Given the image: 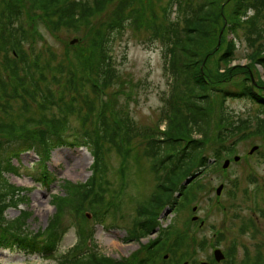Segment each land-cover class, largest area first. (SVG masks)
Returning a JSON list of instances; mask_svg holds the SVG:
<instances>
[{"label": "rangeland", "instance_id": "374dc122", "mask_svg": "<svg viewBox=\"0 0 264 264\" xmlns=\"http://www.w3.org/2000/svg\"><path fill=\"white\" fill-rule=\"evenodd\" d=\"M2 2L3 0H0V87L4 89V97L0 107L6 114H0V119L13 121L15 126H24V123L37 119L45 113L46 115L54 114L55 117L63 116L77 128L88 123V126L93 127L97 122V116L103 115V110L100 111L102 104L105 103V114L110 120H113L110 110L114 109L117 115L127 118L129 121L124 123L131 131V140L124 147L126 151L128 148L132 153L123 162V158L119 157L114 149H111L106 156L105 167L107 172L105 178L109 179L114 188L108 189L111 192L106 195L105 206L100 205L97 208L95 213L97 220L88 210L76 215V217L80 216L86 219L87 235H93L96 250L117 261L124 260L126 262L127 260V264H133L137 259H142L141 262L147 263L149 258L152 259V264H176L175 262L178 264H201L203 262L209 263L210 260H206L207 258L215 262L213 250L217 248L221 250L222 247L225 248L234 241L237 247L236 253L235 249L226 248L233 256L236 254L234 264H264V244L263 247L261 245L262 240H264L262 236L264 228L259 227L256 233L258 236L255 238H251V234L240 236L236 222H226L221 225L223 220L227 221V214H222L216 208L217 206L214 207V202L216 203L218 199L215 189L220 187L221 193L225 185L232 187V183L239 180L240 187L238 185L239 189L235 194L238 200L245 199L240 207L245 208L246 205L251 204L249 207L251 210L253 203L249 200L250 195H244L247 184L249 185L248 192L252 193L255 189L254 179L256 182L264 183V147L260 149L259 153L258 150L252 155L248 154L251 147L260 146L263 143L264 110L244 96H229L224 100L222 99V102L218 97L214 99L213 103L216 105L214 109L211 107L208 111L210 113L208 115L209 130L208 135L204 138L212 141L210 144H206L205 156L208 158L206 160L208 165L201 168L202 171H205L200 175L202 177L195 182V187L189 191L186 199L180 202L183 207H178L177 212H171L166 207L158 216L157 227L148 237L142 238L139 242L125 240L128 227H131L135 221L136 208L148 200L151 192L153 195L156 191L155 186L159 182L158 176L162 177L163 174L160 172V174L154 175L150 170L151 165L145 149L146 146L148 149L151 143L146 144V135L149 132L158 134L157 131L164 130L169 119L167 116L172 112L171 102L175 93L174 87H178L179 91L186 90L185 96H188L189 92L185 78L178 75L177 77L180 78L178 82L172 75L169 63L164 56L160 32L162 22L166 19V7L168 6L169 13H172L171 19H173L176 14V5L170 10L169 0H106L104 4L99 3L98 0H80V3L89 6L94 11L89 15L87 24L69 23L62 26L60 31L50 30L48 24L40 25L38 33L28 35L26 42L20 48L21 57L27 61L28 69L21 71L20 65L19 70H16L15 78L8 79L5 54L2 50L9 28L5 29L2 26ZM233 3L234 0H226L223 3L225 16L222 20V26L208 40L209 48L203 54L201 70L205 72L204 74L216 75L218 79L227 77L223 80V87H226L227 90L235 91L245 83L243 86L252 85L255 94L264 98V64L256 63L253 58L255 50L260 51L264 56L261 51V48L264 49V33H260L264 26H259L260 24L250 26L246 24V20L243 18L234 23L235 26L232 23L235 28L234 36L227 33L225 29L230 27L231 21H233V17L232 19L229 18ZM25 8L29 13H22L19 21L24 24L26 32H28L29 27L34 26L35 19L33 17L38 18L41 13L35 11L30 4L26 5ZM248 13L251 15L253 11L250 10ZM118 17H126L129 22L126 21L124 23L126 27L123 26V29L114 33L109 44L111 61L107 73L110 77V85L105 91L104 97L101 94L98 96V92L97 97H95L93 90L80 84L81 88L85 89V93L81 95L76 89L78 88V72L73 73L71 79L74 81V85L72 89L70 87L69 89L66 85L70 72L67 65H73L78 69L80 65V61H78L80 56H69L70 51L72 53L78 48L86 50L90 48V43L101 34L108 22L116 24V26L121 24H119ZM30 18L32 21H29ZM262 22L264 23V12ZM184 26L185 24L179 19V29L184 28ZM73 40L75 42L71 43ZM229 40L235 42L234 62L232 61L228 67L233 70L236 68L235 71L232 70L233 72L225 69V64L219 61V56L226 51V43ZM7 50L9 51V49ZM237 68L244 73H241ZM119 76L124 80L122 85L119 80L114 81ZM21 83H24V86H21ZM219 86H221L220 83ZM45 90H51L55 95L64 91L63 102L45 105L43 98L39 97L40 93ZM119 91L123 92L116 96L114 92ZM78 96L86 100V103L82 104ZM189 105L185 103L184 108H188ZM178 106L180 107V104L176 103L174 109ZM183 113L185 112L183 111ZM22 117L24 123H22ZM226 124H228L227 127ZM224 125L226 128L222 129ZM241 125L246 127L241 130V134L236 135V129ZM260 130L263 132L262 134H259ZM216 133H220L221 138L223 137L222 133L227 135L223 137L222 145L226 152L232 149L228 156L229 159L233 160V156L239 157V161L230 162L226 170L221 167V160L218 163H213L212 157L215 156V149L220 144L215 139ZM230 133L233 134L229 135ZM242 135L245 137L240 140L239 137ZM191 137L200 139L194 133ZM202 147L204 148V144ZM162 154L158 153V156ZM222 155L224 161L225 152ZM37 160L32 152L23 154L19 159L21 167H18L14 174L8 173L5 176L8 183L23 189L18 194L23 200L20 202L22 205L20 208L27 209L30 214L27 222L28 229L36 234L42 232L50 223V218L55 212L52 197L64 192L61 187L62 181L67 180L82 184L88 181L92 174L91 166L94 158L84 148L60 147L54 149L47 161L48 171L53 177V184L49 188H43L31 179L32 174L35 173L33 171ZM12 163L17 165L14 160ZM127 163L128 170L124 171V174L128 175L126 194L122 193L119 196L118 188L124 176L122 165L125 167ZM212 164L214 165L212 166ZM221 170L226 173H222ZM199 174V171L193 172L188 180L192 181ZM93 192L96 193L97 190L93 189ZM221 194L223 196L222 202L227 204L224 206L226 211L229 207H234L236 202H231L229 197L226 198L227 191ZM116 196V200L123 201L121 208L118 210L114 207L111 208L109 213L112 215H109L105 222V225L110 229L103 228L98 222L102 216L101 212L106 206L110 204L113 206ZM88 203L86 201L87 208ZM194 206L197 207L196 214L192 212ZM72 209L76 212V209ZM232 213L236 212L232 210L229 217ZM5 215L9 220L14 219L19 215V209H8ZM194 215L198 216V220H204L205 224L200 226L199 222L192 221ZM70 224L72 222L69 223V218L64 217L61 227L65 228V231L58 252L54 257L46 259L17 252L0 251V264H59L61 257L65 256L68 259L67 255L77 254V251H74L75 245L81 244V240L78 237V229L74 225L70 226ZM228 227L231 228V231ZM170 228L171 232L168 231ZM216 230L221 238L215 236ZM164 236H167L169 241L170 239L172 241L176 238L179 239L180 246H177V252H164ZM157 239L163 241V247L153 252L147 247ZM89 245L91 244H87L86 247L89 248ZM256 245H260L258 254H256ZM180 258H183L181 262H179Z\"/></svg>", "mask_w": 264, "mask_h": 264}, {"label": "trees", "instance_id": "16d2710c", "mask_svg": "<svg viewBox=\"0 0 264 264\" xmlns=\"http://www.w3.org/2000/svg\"><path fill=\"white\" fill-rule=\"evenodd\" d=\"M105 1L98 0L101 4H104ZM225 2L226 0H170V8L172 9L175 5L177 7L173 19H171L172 13H169L168 7H166V19L162 22V29L160 30L164 56L169 63L175 81L178 80L179 82V77H184L190 93L188 92V96H185L186 90L179 91L178 87H174L175 93L171 102L172 112L169 116L162 114L165 117H169L164 130L157 131L158 134L149 132L146 135V144L148 142L151 143V146H148V149L146 146L145 149L151 165L150 170H152L154 175L160 174V172L163 174L162 177L158 176L159 182L153 198L143 203L138 215H136L135 220H137L138 225L133 224L128 229L127 241L139 242L142 238L152 234L157 227L158 216L165 206H169L174 212H177L178 207H183L180 202L186 199L189 191L195 187V182L205 172L201 168L208 165V162H206L208 158L205 156L207 152L206 144H210L212 141L204 138L208 135L209 130L208 115L210 113L208 111H210L211 107L214 109L216 104L213 101L216 97L220 98L222 102V99L224 100L229 96H244L264 108V100L255 94L252 85L243 86L245 84L243 83L235 91L227 90L226 87H223V80L227 77L218 79L216 75H207L201 70L203 54L209 48L208 40L222 26V20L225 16L223 3ZM95 3L100 5L97 2ZM29 4L35 11L41 13V16L38 18L33 17L35 19L34 26L29 27V31L26 32L24 24L19 19L22 17V13H29L25 8ZM2 5V26L5 29L9 28L4 49L2 50L5 54V67L7 66L8 79L15 78L17 75L16 70H19L20 65L21 71L28 69L27 61L21 57L20 48L26 42L27 37L38 33L40 25L48 24L50 30L56 29L55 31H60L62 26H66L69 23L77 25L81 22V24L85 25L90 17L89 15L94 12L89 6L80 3V0H3ZM232 7L229 18L232 19L233 17V21H231L230 27L225 29L227 33L234 34L235 28L232 23L235 26L236 24L234 23L239 22L243 18H245L246 24L250 26L259 24V26H264L262 22L264 0H234ZM250 10L253 13L248 16V11ZM117 19L119 24H121L116 26V24L108 22L101 34L90 43V48L87 50L78 48L72 53L70 51L69 56H80L78 59L80 65L79 69L73 65H67L70 71L66 84L68 88H73L74 81L71 78L73 73L78 72V88L76 89L81 95L85 93V89L81 88L82 85L88 86L89 89L93 90L95 97H97V92L98 96L101 94L104 97L105 91L110 85V77L107 73V68L111 61L109 44L114 33L126 27L124 25L126 21L129 22L126 17H118ZM179 19L185 24L182 29H179ZM29 21H32L31 18ZM260 33H264V27ZM261 51L264 54V49L261 48ZM233 52L234 42L229 40L226 43V51L219 56V61L224 63V68L229 69L230 72L236 69L228 68L233 60ZM253 58L256 63L264 62V56L258 50L254 51ZM57 69L59 70V68ZM237 70L239 69L237 68ZM178 75L179 77H177ZM116 80H119L121 85L123 84L124 80L121 76L116 77L114 81ZM219 83L221 86L218 87ZM238 84L240 85V83ZM21 86H24V83H21ZM172 90L173 86L171 93ZM122 92H114V94L117 96ZM3 93L4 89L0 87V103L4 97ZM64 96V91L55 95L53 91L45 90L40 93L39 97L43 98L45 105H54V102H63ZM78 98L82 104L86 103V100L81 99L80 96ZM176 103H179L180 107L178 106L174 109ZM185 103L190 104L188 108H184ZM104 104L102 106L103 115L99 114L97 116V122L93 127L88 126V123L87 125L82 124L77 128L63 116L55 117L54 114L46 115L45 113L37 119H32L26 123H24V118L22 117V123L26 127L22 125L15 126L13 121L0 119V251H19L42 255L44 252L53 250L65 231V228L62 229L61 225L64 217L69 218L66 211H70L72 208L76 209L75 215L85 210H90L97 220L96 210L100 205L105 206L106 195L111 192L108 189L113 187L109 179L105 178L107 172L105 163L108 152L114 149V152L122 158L126 155L129 157V154L132 153L128 148L126 151L124 147L131 140V131L124 123L129 122L128 119L120 117L114 109H111L110 114L113 120H110L105 114ZM94 107L96 109V106ZM40 110L45 112L43 109ZM2 113L6 114L3 108L0 107V114ZM221 124L223 125V123ZM227 126L228 124H226ZM226 127L224 125L222 129ZM245 127L242 125L238 126L235 134H241V130ZM193 133L198 135L200 139H193L191 137ZM262 133L260 130L259 134ZM222 134L223 137L227 136L225 133ZM232 134L230 133L229 135ZM223 137H220V133H216L215 139L220 144L215 149V156L212 157L215 163L223 160V152H225L224 157L229 158L228 156L232 150L230 148L231 150L226 152V149L223 148ZM244 137L245 135H242L239 139L241 140ZM202 144H204V148ZM65 146L72 148L83 146L93 155L94 162L91 166L92 174L90 179L83 184L67 180L62 181L61 187L64 192L53 195L52 201L55 212L50 218V223L42 232L36 234L32 233L33 231H29L27 222L30 214L27 210L21 212L14 219H7L5 216L6 209L16 208L20 205V202H23L18 196L23 189L8 183L5 177L8 173H15L18 170V165L20 166L18 162L16 167L12 163L13 160L19 161L20 156L24 152L33 150L41 159L38 163V168L41 169L42 160H48L54 149ZM158 153L163 154L158 156ZM167 162L168 164L166 165ZM125 170H128V163L123 171ZM196 171L200 172L199 176L192 181L188 180L189 176ZM221 172L225 171L221 170ZM36 180L41 181L46 186L45 188L53 183L52 175L46 171L40 172ZM93 189H96L97 192L94 193ZM86 201L89 202L88 208L86 207ZM110 210L111 207L109 205L101 213H107L106 216L108 217L112 215V213H109ZM76 218L75 224H70V226L76 225L78 237L81 239V243L85 244L91 238V234L87 235L86 219L80 216ZM171 228L168 231L171 232ZM178 240L176 238L174 241L171 239L169 241L168 237L164 236V252H177V246H180V241ZM79 247L78 245L76 250L84 252ZM160 247H163V241L161 242L157 239L151 242L147 248L156 252ZM182 259L180 258L179 262ZM137 260L133 264H152L151 258H149L147 263L141 262L142 259ZM126 262L124 260L111 259L92 250V252L69 260L66 257H61L59 264H127Z\"/></svg>", "mask_w": 264, "mask_h": 264}, {"label": "flooded vegetation", "instance_id": "af4514ba", "mask_svg": "<svg viewBox=\"0 0 264 264\" xmlns=\"http://www.w3.org/2000/svg\"><path fill=\"white\" fill-rule=\"evenodd\" d=\"M253 182L255 183V189L253 190V192L252 193L248 192L249 185L247 184V190L244 194V195H246V194L250 195L249 200L251 201V203H253V207L251 210L249 209L251 204L246 205L245 208L240 207L243 205V203H244L243 201H245V199L240 201L237 199V196L235 194V192L240 187V181L239 180L236 183H232V187H231V185H227L229 187L223 188V191H222V192L227 191L226 198L229 197V200L231 202H236L234 207H229L228 210L226 211L224 206H227V204L222 202V200H223L222 194H220L218 196V199L216 200V206H217L216 208H218L222 214H227L226 215L227 221L223 220V223H221V225H224L226 222H230V223L236 222V228L239 230L240 236H245V235L251 234L250 235L251 238H255V236H258L256 233L259 230V227L264 228V193H263L264 183H262L261 181L256 182L255 179L253 180ZM238 185H239V187H238ZM224 196H225V193H224ZM218 204H219V206H218ZM232 210H234L236 213H232L231 217H229V213ZM240 222H241V224H240ZM261 223H263V224H261ZM228 228L231 231V228L230 227H228ZM262 236L264 237V233L262 234ZM218 238H221V236L219 235ZM234 239H235V237H234ZM232 242L235 244L234 241H232ZM263 244H264V240H262V242H261L262 247H263ZM259 252H260V245H256V254H258ZM234 259H235V256H234Z\"/></svg>", "mask_w": 264, "mask_h": 264}, {"label": "water", "instance_id": "95a60500", "mask_svg": "<svg viewBox=\"0 0 264 264\" xmlns=\"http://www.w3.org/2000/svg\"><path fill=\"white\" fill-rule=\"evenodd\" d=\"M254 149L255 148H253L250 152H253L254 151ZM235 160H238L237 158H235ZM227 164H228V161H226L225 163H224V168L227 166ZM220 192V187L218 188V190H217V193H219ZM214 256H215V259H216V261H219L221 258H222V255L220 254V252L219 251H215L214 252Z\"/></svg>", "mask_w": 264, "mask_h": 264}, {"label": "bare ground", "instance_id": "6f19581e", "mask_svg": "<svg viewBox=\"0 0 264 264\" xmlns=\"http://www.w3.org/2000/svg\"><path fill=\"white\" fill-rule=\"evenodd\" d=\"M177 264V262H175Z\"/></svg>", "mask_w": 264, "mask_h": 264}]
</instances>
